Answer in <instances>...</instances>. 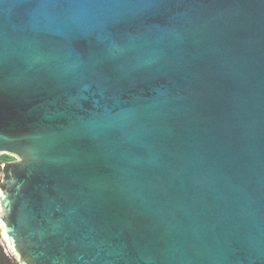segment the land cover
<instances>
[{
	"label": "water",
	"instance_id": "obj_1",
	"mask_svg": "<svg viewBox=\"0 0 264 264\" xmlns=\"http://www.w3.org/2000/svg\"><path fill=\"white\" fill-rule=\"evenodd\" d=\"M3 153L16 264H264V0H0Z\"/></svg>",
	"mask_w": 264,
	"mask_h": 264
},
{
	"label": "rangeland",
	"instance_id": "obj_2",
	"mask_svg": "<svg viewBox=\"0 0 264 264\" xmlns=\"http://www.w3.org/2000/svg\"><path fill=\"white\" fill-rule=\"evenodd\" d=\"M2 156H4V157H1V156H0V162H1L2 164L4 163V161H5L6 159H10V157L15 158V156L10 155V154H7V153H3ZM3 257H4V262H5L6 264H13V263H14V261H13L12 258H10V257H8V256H6V255H4V252H3Z\"/></svg>",
	"mask_w": 264,
	"mask_h": 264
},
{
	"label": "trees",
	"instance_id": "obj_3",
	"mask_svg": "<svg viewBox=\"0 0 264 264\" xmlns=\"http://www.w3.org/2000/svg\"><path fill=\"white\" fill-rule=\"evenodd\" d=\"M1 157H4V156L1 155ZM12 159H14V158L11 157V160H12ZM1 171H2V163L0 162V174H1ZM0 264H6V263L4 262V257H3V247H2V245H1V243H0ZM13 264H16V263L14 262Z\"/></svg>",
	"mask_w": 264,
	"mask_h": 264
},
{
	"label": "flooded vegetation",
	"instance_id": "obj_4",
	"mask_svg": "<svg viewBox=\"0 0 264 264\" xmlns=\"http://www.w3.org/2000/svg\"><path fill=\"white\" fill-rule=\"evenodd\" d=\"M1 155H3V154H1ZM1 155H0V156H1ZM9 160H11V157H10V159H6L4 162H7V161H9Z\"/></svg>",
	"mask_w": 264,
	"mask_h": 264
}]
</instances>
